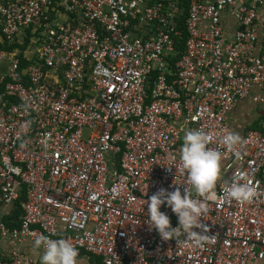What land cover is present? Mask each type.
Here are the masks:
<instances>
[{
  "label": "built area",
  "instance_id": "2783aa9c",
  "mask_svg": "<svg viewBox=\"0 0 264 264\" xmlns=\"http://www.w3.org/2000/svg\"><path fill=\"white\" fill-rule=\"evenodd\" d=\"M245 101L259 129L237 160L220 141ZM189 130L221 153L200 248L145 222L161 188L201 199L179 161ZM237 178L250 203L225 198ZM40 236L86 264L264 259V0H0V264H38L21 247Z\"/></svg>",
  "mask_w": 264,
  "mask_h": 264
},
{
  "label": "clouds",
  "instance_id": "9594fccd",
  "mask_svg": "<svg viewBox=\"0 0 264 264\" xmlns=\"http://www.w3.org/2000/svg\"><path fill=\"white\" fill-rule=\"evenodd\" d=\"M209 139L207 134L199 130L186 131L179 153L180 165L186 172L188 184L201 199L193 198L187 187L183 195L179 188L171 192L161 188L147 199L148 217L145 222L164 241L176 240L183 234L191 237L194 247L200 248L214 242L215 236L208 235L207 226L201 222V218L207 214L205 202L219 198L215 188L220 175L221 153L207 147ZM220 143L232 151L237 160L241 158V152L237 148L241 145L239 135L229 132ZM166 167L171 169L173 166ZM255 196L256 189L239 183L238 178L233 180L230 189L225 193V198L241 204L250 203ZM162 206L170 208L177 216V227L171 226L168 215L161 211ZM35 247L44 249L40 257L41 264H76L78 251L64 239L53 240L40 236L35 240Z\"/></svg>",
  "mask_w": 264,
  "mask_h": 264
},
{
  "label": "crops",
  "instance_id": "0c3cea01",
  "mask_svg": "<svg viewBox=\"0 0 264 264\" xmlns=\"http://www.w3.org/2000/svg\"><path fill=\"white\" fill-rule=\"evenodd\" d=\"M249 102L245 101V102H242L240 103L234 110L233 112L228 116V122L229 120L231 119H238L240 120L241 124L244 125V127L242 128H239L237 130H234L232 129V127H230V132L232 133H235L237 135H241L244 131L248 130L249 129H253L255 128V126H253L255 124V120L257 121V125H256V128L255 129H259V118H258V111L254 114V117L253 118H249L247 117L246 115L243 114L244 110L246 107H249ZM255 119V120H254ZM2 246V249L6 250V251H9L11 249H13V247H16V246H13V245H10V244H1ZM21 249H24V250H27L29 253H32L33 255H35L37 258H38V261L39 263L38 264H41V259L40 257L42 256V252H40L36 247H33L31 244H25L21 247ZM33 252H36L38 254V256L36 254H34ZM83 257L79 258V259H76V264L78 263V261L80 262L82 260ZM86 264L87 261L89 260H84ZM249 264H264V259L262 260H256V261H253Z\"/></svg>",
  "mask_w": 264,
  "mask_h": 264
},
{
  "label": "rangeland",
  "instance_id": "374dc122",
  "mask_svg": "<svg viewBox=\"0 0 264 264\" xmlns=\"http://www.w3.org/2000/svg\"><path fill=\"white\" fill-rule=\"evenodd\" d=\"M258 110H259V108H257L256 106H253L252 104H249V107H246V108H245L243 114L246 115V116L249 117V118H253V117H254V114H255ZM254 120H255V119H254ZM256 125H257V121L255 120V124H254L253 126H255V128H256ZM228 126H229V129H230V127H232V129H234V130H237V129H239V128L244 127V125L241 124L240 120H238V119H231V120H229V122H228ZM249 128H250V127H249ZM249 128H248V129H249ZM255 128H253V129H255ZM33 253L36 254V255L38 256V254H37L36 252H33ZM90 257H91V256H88V255L83 256L82 260H81L80 262L78 261L77 264H84V263H85L84 260H86V259L89 260V261H91Z\"/></svg>",
  "mask_w": 264,
  "mask_h": 264
}]
</instances>
